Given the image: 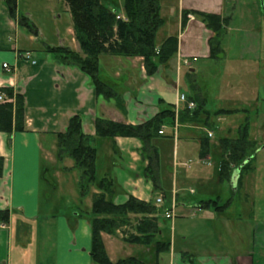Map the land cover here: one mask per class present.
<instances>
[{
	"label": "crops",
	"instance_id": "1",
	"mask_svg": "<svg viewBox=\"0 0 264 264\" xmlns=\"http://www.w3.org/2000/svg\"><path fill=\"white\" fill-rule=\"evenodd\" d=\"M241 1L160 0L163 23L156 32V46L170 35H177L178 41L176 54L167 64L158 65L154 73L148 74L140 56L121 57L110 53L98 56L99 78L114 88L122 103L119 107L114 98L98 96L91 78L78 67L61 63L45 50V46H64L81 53L74 37L72 16L64 0H24L23 4L17 0L14 18L0 0V88H10L14 94H20L24 103L23 130L0 132V211L8 213L6 221L0 220V264H95L90 254L89 211L91 194L97 190L92 188L84 198H78L80 206L85 204L79 212H43V182H54L57 189L59 184L55 180L58 176L61 178L55 166L60 163L55 156V134L66 129L73 115L80 116L83 132L94 136L96 117L136 125L167 105L182 107L185 103L178 101L180 94L188 99L196 93L206 102L199 85L194 86L192 81L206 70L210 60L217 61L218 74L224 70L230 73L228 86L221 84L220 87L223 93L229 92V98H240L252 105L260 100L256 86L242 79L238 82L232 79L240 70L238 62L247 63L249 69L254 63L258 67L261 63L264 65L261 62L264 60L263 37L256 28V23L261 18L264 20V13L261 18L258 15L252 17ZM104 3L110 7L116 3V14L123 16L122 0H104ZM227 4L233 5L232 8H227ZM237 8L239 19L245 24L241 28L228 27ZM183 10L226 17L222 39L229 30L238 31L237 43L232 50H227L235 51V57L231 60L211 58L208 43L211 30L196 18L187 19L182 28ZM21 15L36 27V34L18 23ZM163 29L165 32L161 33ZM25 52L30 53L31 58H24ZM200 57L206 60L205 67L195 65ZM184 60L189 64L185 65ZM3 63L8 64V69L2 67ZM187 80L190 90L185 93L183 87ZM224 116L217 118L221 120ZM196 129L201 128L192 124L180 125L176 137L157 139L162 142L159 143L162 148L159 171L162 192L154 191L152 182L142 175L146 161L140 158L138 139L116 137L114 141H96L99 174L108 175L114 181L115 204H122L133 196L153 203L158 218L175 205V211L181 214L179 217L193 218V227L198 229L196 236L203 233L207 236L203 241L202 238L195 241L187 239L186 232L176 234L175 229H169L167 236L158 222L157 238L169 241L166 251L154 255L149 247L134 245L142 251L140 255L150 252V257L152 254V264H159L162 254L167 255L166 264H264V190L255 184L256 190L252 186L247 189L248 181L245 182L239 169H234L230 179L224 180L231 185V197L223 204L220 203L221 195L218 199L221 212L216 214L212 206L199 204V200L211 199L214 193L221 192L218 188L224 181H216L212 169H215L214 163L209 168L210 162L200 156ZM225 130L230 131L229 127ZM163 131L165 135H172L171 127L163 126ZM206 131L204 128L203 133ZM165 141L170 145L168 149ZM46 160L47 164L53 165V175L44 171ZM254 164L253 169L257 171L258 164ZM249 169L252 168L249 166L247 171ZM168 178L169 186L166 185ZM198 182H201V189L195 185ZM158 197H161V203L157 204ZM238 207H241L239 212ZM101 236L111 261L133 256L118 258V251L126 243L120 230L115 234L102 232ZM190 241L194 247L188 246Z\"/></svg>",
	"mask_w": 264,
	"mask_h": 264
},
{
	"label": "trees",
	"instance_id": "2",
	"mask_svg": "<svg viewBox=\"0 0 264 264\" xmlns=\"http://www.w3.org/2000/svg\"><path fill=\"white\" fill-rule=\"evenodd\" d=\"M72 16L74 37L78 42L80 52H75L64 46H45V50L63 64L78 67L87 74L95 87L98 96L105 99L114 98L116 104L122 103L117 98L114 88L99 78L98 56L110 53L121 57L140 56L148 74L156 71L158 65H165L176 54L177 35H170L156 46L155 36L163 23L160 16V0H122V12L125 19L116 18L114 7L104 3V0H64ZM11 17H16L17 0H3ZM193 14L205 27L211 30L209 38V56L218 59L222 53V37L227 26V18L218 14L196 10H183L181 27L185 26L187 14ZM264 13V12H263ZM18 23L29 32L36 34V27L24 16L18 17ZM7 96L14 97V103H0V132L12 133L22 131L24 121V103L20 94H14L10 88H0ZM118 100V101H117ZM187 102L194 103L189 108L187 103L182 105L177 113L179 125L192 124L204 128H214V118L239 112V109L220 108L216 111L206 109V102L199 94H191ZM244 111V110H243ZM174 107L167 105L165 109L150 119L136 125L116 122L96 117L94 119V136L85 134L81 126L79 115L70 117L63 132L55 134L56 158L73 160L72 167L77 169L78 193L84 198L95 188L97 192L91 194L89 224L91 229L90 254L95 264H145L136 256H128L111 261L107 255L102 232L115 234L117 230L132 225V232L123 236V240L136 245L149 247L154 255L169 248V241L158 239L157 208L151 202L138 200L133 196L122 204H115L116 195L114 181L108 175H100L97 163L96 141L104 139L114 141L116 137H133L140 141V158L146 161L142 175L152 182L154 191H163L159 180L160 171V142L157 139H170L172 135L159 134L162 126L172 127L174 124ZM250 118L245 117L236 131L235 137H220L216 143L207 134L198 135L199 154L202 157L210 155L215 161L214 175L218 183L229 180L234 169H239L241 175L248 170L252 161L253 143L249 139ZM173 137V136H172ZM249 158L248 161H246ZM1 174V159H0ZM238 187V186H237ZM163 194V193H162ZM199 204L212 206L216 213L221 207L216 199H202ZM7 211H0V220H7ZM131 215L134 217L131 218ZM132 219V220H131Z\"/></svg>",
	"mask_w": 264,
	"mask_h": 264
},
{
	"label": "rangeland",
	"instance_id": "3",
	"mask_svg": "<svg viewBox=\"0 0 264 264\" xmlns=\"http://www.w3.org/2000/svg\"><path fill=\"white\" fill-rule=\"evenodd\" d=\"M23 1L24 0H20L22 4H23ZM234 2L237 4L236 1ZM241 3H242L241 5H245V7L247 8V13L251 12V16L253 15L252 17H254L255 15H258V17L260 18L263 17L264 0H242ZM22 4H21V8H22ZM232 6L231 4L226 5V7L229 9H231ZM234 12H233L234 14L231 16L230 22L228 23V27L241 28V26H243L245 23L244 21H242V19H239L238 14L240 11L237 8V9H234ZM187 16L191 17L190 19H193V18L198 19L197 17H195L193 14H190V13H188ZM251 21L252 20L250 19L248 24L251 23ZM256 24H257V27H256L257 30L260 31V36L263 37V47H264V20L261 18L260 22ZM165 29L161 30V33L165 32ZM237 33L238 31L236 30H229L227 33V36L226 37L224 36V38L222 39L223 41H221V48L225 49V53L222 51V53L218 54L217 55L218 60L219 59L222 60L224 57H227L229 60H231L235 57L236 55L235 51H227V50L229 49L232 50V47H234V44L237 43L236 41ZM215 62L217 61L210 60L207 62L210 64H208V66L205 67L206 60L200 57L198 61L195 63V65L198 66V68L200 66L201 67L204 66L206 69L204 70L202 74L196 75L192 81L194 86L199 85L202 95L206 97V109L211 112L216 111L219 108L246 109V111L244 112L240 111L234 114L226 115L221 120H218V118H214L213 119L214 128L213 129L206 128L208 131H213V136L209 139L211 142L216 143L218 139L222 136L232 137V138L235 137L236 130H237L236 127L237 126L239 127L240 124L244 121L245 117L248 116L250 118L249 139L253 143V149L255 150V152L252 153L251 157L254 159L252 160L251 165H249L252 169H249L250 171L244 172L242 177L245 179V182L248 181L247 183L248 185H246L247 189H249L250 186H252V189L256 190L257 187L253 186L255 184L256 186L260 187V189H262L263 191L264 190V65L261 63V67H258L254 63V64H251L252 67L249 69V66L247 63L243 61L238 62L237 65L240 70H238L237 71L238 74H236V76L232 78L233 80L235 79V81L237 82L240 79H242V81L247 82V84L249 85L253 84V86H256L259 89L260 100H258L254 105H252V102H246L240 98H234V99L229 98L228 97L229 92L227 91L223 93L222 89L220 88L221 84H223L225 87L228 86V84L230 83V79H231V77L229 76L230 73H225V70H224L222 73L218 74V71L216 68L217 66ZM261 62L264 63V60H262ZM188 90H190V87H189V81L187 80L184 84L183 91L187 93ZM193 126L195 127L197 125H193ZM198 127L201 129H196L197 136L203 133L204 131L203 126H198ZM227 127H229L230 131L225 130ZM165 144H166V149H168L170 145L168 146V143L166 141H165ZM55 156H56V149H55ZM208 161L210 162L208 166L209 168L211 167L212 162L214 163L213 166L215 167L216 163L212 157H210ZM58 162L60 163H57L55 165L56 169L59 170V175L61 177L59 179V176H58L57 179L55 180V182L58 181V184H59L58 188L57 189L54 188V185H53L54 182H51V183L43 182V185H42V190H43L42 202L44 205L43 212L44 213H56L59 211H63L66 213L67 212L68 213L69 212H72V213L79 212L82 210L83 205H85L83 204L82 206H80L78 204L79 193H78L77 180L79 176V171L74 168L70 169L69 171H65L66 170L64 169L65 167L69 168V167H72L73 165V160L70 158H65L63 163H61V161H58ZM256 162L258 164L257 171L253 169V167L256 166L254 164ZM45 165L46 166H44V171L45 172L48 171L49 174L53 175L55 172V170L53 169V165L47 164V160L45 161ZM212 169L214 173V168ZM161 170H164V169L162 168ZM252 175H254L256 178H254ZM169 183H170V178L166 179V185L169 186ZM195 185L197 186V189L199 188L201 189V186H202L201 182L195 183ZM220 187L221 188H218V189H220L221 192L214 193V196L212 198L218 201L221 195L220 203L223 204L227 198L231 197L230 191L232 188L228 181H224ZM46 192L49 193L48 196ZM236 198H238V196ZM237 210L239 212L241 210V207L240 208L238 207ZM176 211H175V217L173 219L165 218L164 216L159 217L158 222H159V225H161V227L164 228V231H163L164 235H167V236L169 235V229L171 230L175 229L176 234L186 232L187 239H192L195 241H201V238H202V241L206 239L207 236L205 235V233H203L202 236L201 235L196 236L198 229L196 231V229L193 227V224L191 222L193 218L184 217L183 215L179 217V215L181 214L179 213V211L177 212ZM131 218L133 219L134 217L131 215ZM131 224L134 225V220H132ZM132 225H128V226L121 228L120 232L122 233V235H127L130 232H132L133 230ZM179 237L180 236H178V239H180ZM192 244L193 242L190 241L188 246L194 247ZM118 252L119 253L116 252L118 258L125 257L128 255H133V256L139 257L141 260L145 262V264H152L153 263L152 261H154L153 260L154 258H151L152 254L149 257L150 252H144L142 253V255H140L142 251H139L137 246H135L134 244L128 243V242L123 244V246H121ZM259 256H260L259 252H257L258 259H259ZM166 257H167L166 254H162L160 258V263L162 262L163 264H166L165 262ZM257 257H255V259H257Z\"/></svg>",
	"mask_w": 264,
	"mask_h": 264
},
{
	"label": "built area",
	"instance_id": "4",
	"mask_svg": "<svg viewBox=\"0 0 264 264\" xmlns=\"http://www.w3.org/2000/svg\"><path fill=\"white\" fill-rule=\"evenodd\" d=\"M117 18H119V16H117ZM24 57L26 59H29L30 58V54L29 53H24ZM184 64H188V61L184 60ZM2 67L7 69L8 68L7 63H3ZM178 100L179 101H184L185 100L184 95L183 94L179 95ZM0 102H2V103L13 102V98L6 96L4 93H0ZM188 106L189 107H193V104L189 103ZM176 108H177V106H176ZM176 126H177V123H175V128H176ZM162 132H163L162 130L159 131V133H162ZM175 134H176V132H175ZM211 135H212V133L208 132V136L210 137ZM206 160H209V157H207ZM160 201H161L160 198L156 199V202H160ZM165 217H167V218H173L174 217V205H172V207H171V209L169 211L165 212Z\"/></svg>",
	"mask_w": 264,
	"mask_h": 264
}]
</instances>
